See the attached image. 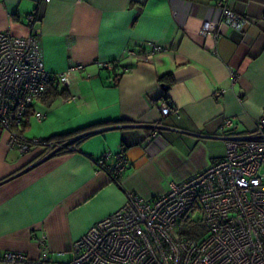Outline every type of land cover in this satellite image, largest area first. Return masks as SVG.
Wrapping results in <instances>:
<instances>
[{"label":"crops","instance_id":"obj_1","mask_svg":"<svg viewBox=\"0 0 264 264\" xmlns=\"http://www.w3.org/2000/svg\"><path fill=\"white\" fill-rule=\"evenodd\" d=\"M220 7L256 22L243 31L220 26L213 47L188 35L186 26L218 19ZM30 13L46 70L84 68L70 73L67 88H46L21 132L76 149L38 160L37 150L21 154L0 136V250L35 258L45 234L51 257H69L128 191L164 194L222 158L223 135L253 131L264 113V0H0V31L27 36ZM154 45L160 50L145 59ZM107 62L116 67H101ZM121 151L126 163L113 181L94 158L110 153L104 163L114 165Z\"/></svg>","mask_w":264,"mask_h":264},{"label":"built area","instance_id":"obj_2","mask_svg":"<svg viewBox=\"0 0 264 264\" xmlns=\"http://www.w3.org/2000/svg\"><path fill=\"white\" fill-rule=\"evenodd\" d=\"M220 8L218 19H204L194 29L186 26L188 35L197 37L205 46L208 44L203 40L211 41L213 47L220 26L243 31L256 22ZM28 20L27 36L0 31V136H6L9 148L21 154L37 150L38 160H43L76 146L69 140L24 136L21 127L25 117L47 86L67 88L70 73L81 71L84 66L71 65L63 72L49 73L39 49V30L33 13ZM159 50L154 45L143 56L149 60ZM100 65L111 69L115 63ZM159 109L167 115L171 105L164 100ZM34 115L38 119L43 117L41 111ZM225 123L229 125L230 121L226 119ZM155 137L156 130L150 138ZM223 139L226 151L222 158L187 179L169 183L164 194L144 199L128 191L116 211L97 221L72 243L69 257L63 261L53 260L46 235L41 234L37 239V257L0 250V264H264V113L256 120L253 131L225 134ZM109 156L107 153L94 158V162L111 180L117 181L126 163L125 155L122 151L117 153V163L106 165L104 160ZM191 221L204 224L199 238L181 234ZM65 254L59 252L58 257Z\"/></svg>","mask_w":264,"mask_h":264},{"label":"trees","instance_id":"obj_3","mask_svg":"<svg viewBox=\"0 0 264 264\" xmlns=\"http://www.w3.org/2000/svg\"><path fill=\"white\" fill-rule=\"evenodd\" d=\"M114 67H116V66H114ZM164 78H165V76L160 77V81L164 80ZM167 88H168V84L163 85V89L165 92H166ZM47 91H48L47 92L48 94L49 93L51 94L50 97H54L57 95L55 88L49 89ZM46 139H50V138H46ZM56 140H58V139H56ZM59 140L62 141L63 139H59ZM203 229H204V224L201 221H191V222L187 223V225L182 229L181 234L188 237V238H199V236L203 232Z\"/></svg>","mask_w":264,"mask_h":264},{"label":"rangeland","instance_id":"obj_4","mask_svg":"<svg viewBox=\"0 0 264 264\" xmlns=\"http://www.w3.org/2000/svg\"><path fill=\"white\" fill-rule=\"evenodd\" d=\"M30 138H32V137H30ZM53 258V260H55V261H63L64 259H66V258H68V257H52Z\"/></svg>","mask_w":264,"mask_h":264}]
</instances>
